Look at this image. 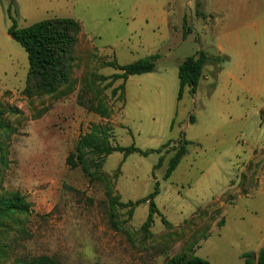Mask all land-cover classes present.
<instances>
[{
  "label": "rangeland",
  "instance_id": "obj_1",
  "mask_svg": "<svg viewBox=\"0 0 264 264\" xmlns=\"http://www.w3.org/2000/svg\"><path fill=\"white\" fill-rule=\"evenodd\" d=\"M257 1L15 0L20 28L70 18L82 30L70 84L28 98V56L8 36L10 0H0V189L20 192L33 211L22 226L0 230L7 253L0 264L41 256L60 264H165L186 251L210 264H246L243 256L264 249V94H256L264 63H243V48L227 38L241 23L234 8ZM200 51L219 61L205 67L195 94L186 88L179 100V65ZM155 55L153 73L130 77L124 90L122 80L111 83L120 72L107 63ZM93 126L108 129L113 145L149 153H113L97 171L120 203L159 190L160 216L149 232L148 203L133 212L118 207L114 224L105 183L68 166ZM183 139L188 153L166 179Z\"/></svg>",
  "mask_w": 264,
  "mask_h": 264
},
{
  "label": "trees",
  "instance_id": "obj_2",
  "mask_svg": "<svg viewBox=\"0 0 264 264\" xmlns=\"http://www.w3.org/2000/svg\"><path fill=\"white\" fill-rule=\"evenodd\" d=\"M15 6V0H10L8 7V16L12 21L8 29V36L19 43L25 50L29 61V71L26 78V87L24 94L28 98L54 96L61 89L67 87L71 81V72L73 69L75 50L78 45V39L81 34V25L74 19L70 18H53L45 20L26 28H20L17 24L16 17L12 15ZM16 10V9H15ZM190 33V31H187ZM186 38L184 34V39ZM159 56H151L139 60L135 63L120 66L115 62L107 63V67H113L118 70L119 74L110 77L111 83L119 80L123 81L121 89L124 90L126 81L132 76H141L153 73L156 69V62ZM219 57H210L206 52L200 51L196 55L188 57L180 65L178 70L179 93L178 99L181 100L186 88L192 94L204 79L205 67L209 64H217ZM96 77L95 75H93ZM97 109L96 111H98ZM16 111L12 112L15 113ZM104 115V111H98ZM6 110L0 104V128L4 127L2 122ZM194 119H191V123ZM189 142L181 140L177 146L172 148L173 157L169 161V166L165 178L168 179L175 172L182 159L188 153ZM167 148V147H165ZM162 150V149H161ZM161 150L157 151L160 153ZM0 148V167L4 165V155ZM123 154L126 159L131 154H140L148 156L134 146L124 148L111 143L110 132L106 128L93 126L89 133L81 136L76 143L74 152L67 158V164L70 168H80L83 174L90 180L103 181L107 188V194L110 198V205L113 210L112 218L114 224L117 223L116 212L118 207L131 208V212L136 206L149 205V215L143 226L145 233L154 224L156 215L160 216L159 210L154 202L159 190L150 195L147 199L140 200L136 203H120L117 197H113L112 186L98 176L97 171L105 163L106 159L113 153ZM163 160L160 159L156 168L161 167ZM95 169V171H93ZM32 204L20 192H9L0 189V230H7L12 224L22 226L24 221L32 214ZM165 226H170L169 222L162 217ZM118 230L119 227L117 228ZM6 251L0 246V257L6 258ZM246 264H264V249L255 256H243ZM18 264H60L56 259L49 256H41L30 261H20ZM165 264H210L207 260L196 256L190 251L183 252L166 261Z\"/></svg>",
  "mask_w": 264,
  "mask_h": 264
},
{
  "label": "crops",
  "instance_id": "obj_3",
  "mask_svg": "<svg viewBox=\"0 0 264 264\" xmlns=\"http://www.w3.org/2000/svg\"><path fill=\"white\" fill-rule=\"evenodd\" d=\"M261 3L262 1L259 0V2L257 1L255 4V7L243 4L242 7L234 8L235 15L241 20V23L236 30L227 36V38H231L234 45L243 48V63H264V16L263 18L257 17V13L260 11L258 8ZM221 32L217 37L220 51L223 50L220 43L225 41L226 35L223 34L224 30L222 33ZM260 80L263 85L256 88L257 95H260V93L262 95L264 94V75Z\"/></svg>",
  "mask_w": 264,
  "mask_h": 264
}]
</instances>
